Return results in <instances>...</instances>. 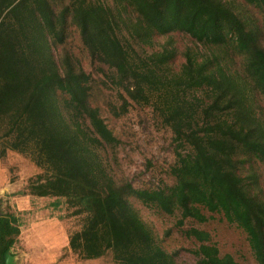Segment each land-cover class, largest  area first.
Wrapping results in <instances>:
<instances>
[{"label": "trees", "instance_id": "1", "mask_svg": "<svg viewBox=\"0 0 264 264\" xmlns=\"http://www.w3.org/2000/svg\"><path fill=\"white\" fill-rule=\"evenodd\" d=\"M69 27L114 87L169 127L170 185L136 188L109 173L103 151L117 141L89 103L90 77L67 52L60 60L52 52ZM174 31L190 44L169 70L173 47L146 54L140 46ZM263 38L264 0H0V158L7 150L28 155L39 169L28 194L81 215L67 242L81 260L109 254L113 264H178L133 198L177 212L178 224L219 214L264 264V195L249 190L257 184L252 159L264 165V117L252 100L253 93L264 100ZM20 224L14 213H0V264ZM182 232L199 242L197 264H238L218 254L206 231Z\"/></svg>", "mask_w": 264, "mask_h": 264}, {"label": "rangeland", "instance_id": "2", "mask_svg": "<svg viewBox=\"0 0 264 264\" xmlns=\"http://www.w3.org/2000/svg\"><path fill=\"white\" fill-rule=\"evenodd\" d=\"M101 1L106 4L111 2ZM247 11L255 12V9L249 7ZM189 44L190 39L186 35L174 31L153 37L151 45L140 46V49L149 54L160 51L163 45L173 47V57L166 67L177 70L182 61L181 51ZM261 45L264 47V38ZM134 47L138 49V45ZM52 52L57 60L67 52L90 77L89 103L97 108L99 116L117 141L103 151L112 177L116 180L126 178L136 188L170 185L173 182L170 167L174 163L172 133L161 122L156 111L151 106L130 100L124 92L114 87L107 77L109 70L102 63L90 60L74 27L67 29L64 42L56 45ZM118 93L126 100L124 111H121ZM252 100L258 113L264 117L262 97L253 93ZM251 163L257 174V184L250 183L249 190L264 195V165L254 158ZM38 172L28 155L7 150L0 158V213L17 215L25 233H31L32 238L27 244L28 248L16 238L10 249L16 258L15 264H28V257L25 260L27 250L31 254L36 251L37 257L31 258V261L35 260L34 264H113L109 254L81 260L68 244L57 249L56 245L60 246L63 241L67 243L69 234L79 228L81 215L72 214V208L64 202H60L56 208L52 207L53 197L28 194L27 181ZM246 173L247 170L243 171V174ZM130 202L140 219L152 230L157 243L178 264H197L193 251L199 242L182 232L190 227L206 231L218 254H229L238 264H256L242 230L227 223L217 213L209 214L203 222L186 218L182 224H178L177 212L166 214L133 198H130Z\"/></svg>", "mask_w": 264, "mask_h": 264}, {"label": "crops", "instance_id": "3", "mask_svg": "<svg viewBox=\"0 0 264 264\" xmlns=\"http://www.w3.org/2000/svg\"><path fill=\"white\" fill-rule=\"evenodd\" d=\"M26 232V230L24 229V228H22V225H20L19 226V234H18V236H17V238L19 239V240H21L22 242H23V244H24V246H25V248L27 247V244H29L30 243V241L32 240V238H31V233H29V234H27V233H25ZM31 238V239H30ZM64 243H62L60 246H57L56 245V247H57V249H59V247H65L66 246V242L65 241H63ZM28 248V247H27ZM28 254L26 255V257H25V260H27V257H28V264H34V262H35V260L34 261H31V258H36L37 256H36V251H34V253L33 254H31V252L29 251V250H27L26 251ZM14 256V255H13ZM14 259H15V261H16V258H15V256H14ZM16 263V262H15Z\"/></svg>", "mask_w": 264, "mask_h": 264}, {"label": "water", "instance_id": "4", "mask_svg": "<svg viewBox=\"0 0 264 264\" xmlns=\"http://www.w3.org/2000/svg\"><path fill=\"white\" fill-rule=\"evenodd\" d=\"M3 264H15L14 256H13V254H11L10 250H8L4 254V263Z\"/></svg>", "mask_w": 264, "mask_h": 264}]
</instances>
